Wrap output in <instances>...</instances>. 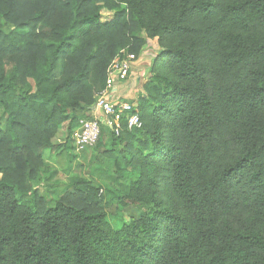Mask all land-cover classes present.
<instances>
[{"label":"trees","instance_id":"obj_1","mask_svg":"<svg viewBox=\"0 0 264 264\" xmlns=\"http://www.w3.org/2000/svg\"><path fill=\"white\" fill-rule=\"evenodd\" d=\"M1 17L34 87L4 81L0 52V162L70 136L127 44L159 50L141 127L98 138L150 210L113 229L70 198L41 209L0 165V264H264V0H0Z\"/></svg>","mask_w":264,"mask_h":264},{"label":"rangeland","instance_id":"obj_2","mask_svg":"<svg viewBox=\"0 0 264 264\" xmlns=\"http://www.w3.org/2000/svg\"><path fill=\"white\" fill-rule=\"evenodd\" d=\"M13 30L12 23L6 17H1L0 52L5 58L4 81L16 82L23 88L34 87L33 71L27 69L15 72L18 51L9 39V32ZM16 32L23 34L25 30L16 29ZM134 45L132 42L126 45L132 49L134 59L131 68L133 71L129 73L125 83L128 87L122 88V96L138 109L141 96L147 92L151 65L159 47L152 39H144L138 49H134ZM56 74L59 73L56 71ZM101 86L102 83L95 84L91 96ZM92 98L89 106L79 113L80 118H90V107L94 103ZM0 117L4 127L5 115L1 106ZM72 134L68 136L65 127L61 126L49 139L46 138V146L38 145L33 152H27L28 149L14 160L5 159L0 162L1 166H6L5 175L11 177L16 185L19 198L35 197L41 209L53 206L60 198H70L79 205H85L90 211H103L106 221L113 229H119L123 223L148 212L149 205L127 198L128 190L137 177L134 166L125 167L123 161L118 167L113 165L115 155L124 150L123 147L120 146L116 153L112 150L110 136L104 135L93 146L77 152L73 147ZM80 186L82 191L78 189Z\"/></svg>","mask_w":264,"mask_h":264},{"label":"built area","instance_id":"obj_3","mask_svg":"<svg viewBox=\"0 0 264 264\" xmlns=\"http://www.w3.org/2000/svg\"><path fill=\"white\" fill-rule=\"evenodd\" d=\"M133 59L131 52L122 49L110 61L104 88L94 94L90 118L81 119L73 131V147L77 152L95 144L101 126H108L116 135L120 132L122 120L128 130L141 127L138 109L122 96V88L128 87L125 83L131 72Z\"/></svg>","mask_w":264,"mask_h":264},{"label":"crops","instance_id":"obj_4","mask_svg":"<svg viewBox=\"0 0 264 264\" xmlns=\"http://www.w3.org/2000/svg\"><path fill=\"white\" fill-rule=\"evenodd\" d=\"M131 71H133V69Z\"/></svg>","mask_w":264,"mask_h":264}]
</instances>
